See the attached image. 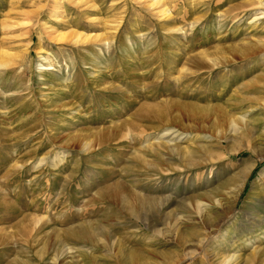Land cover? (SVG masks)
<instances>
[{"label": "rangeland", "instance_id": "1", "mask_svg": "<svg viewBox=\"0 0 264 264\" xmlns=\"http://www.w3.org/2000/svg\"><path fill=\"white\" fill-rule=\"evenodd\" d=\"M0 264H264V0H0Z\"/></svg>", "mask_w": 264, "mask_h": 264}, {"label": "bare ground", "instance_id": "2", "mask_svg": "<svg viewBox=\"0 0 264 264\" xmlns=\"http://www.w3.org/2000/svg\"><path fill=\"white\" fill-rule=\"evenodd\" d=\"M59 36V35H58ZM189 140V139H188ZM167 141H170V140H167ZM193 142V141H192ZM165 143H169V142H165ZM87 145V144H86ZM156 146H162V142H159ZM168 147V149H169V152H170V155H175V156H177V157H180V158H182V159H185V158H190V157H194L193 156V154H194V150L193 149H191V147L190 148H187V146H183V147H175V146H172V145H167ZM156 152V151H155ZM158 152V151H157ZM161 159H162V157H160ZM173 167V166H172ZM165 172H160V174L163 176V175H168L167 173H165ZM243 174V173H242ZM120 183V181H115L114 183H112V184H110L109 186H107V187H105V189H109V188H112V186L113 187H118V185H120L119 184ZM122 185V184H121ZM117 189H119V188H117ZM113 190V189H112ZM131 190V189H130ZM120 192V190H117L116 192ZM111 194V193H110ZM116 193H114V195H115ZM130 194L132 195V197L134 198L135 196H136V198L141 202V201H144V200H147V199H149V197L147 196H140V195H138L137 193H134L132 190H131V192H130ZM113 195V194H112ZM113 195V196H114ZM122 195V194H121ZM133 195H135V196H133ZM117 197H119V194L117 195ZM122 197H124V196H122ZM114 198V197H113ZM120 198V197H119ZM126 198V197H125ZM169 198H170V196H165V198H164V202L162 203V204H165V203H167L168 201H169ZM114 199H116V197L114 198ZM121 199V198H120ZM120 199H119V201H120ZM129 199H130V197H129ZM122 200V199H121ZM131 200V199H130ZM113 201V200H112ZM125 200H123L122 202H121V204H120V206L121 207H123L124 205H125V202H124ZM137 201V200H136ZM128 202V201H127ZM118 203V202H117ZM136 203V202H135ZM138 203V202H137ZM139 204V203H138ZM129 206V205H128ZM127 206V208H129ZM196 206H197V208H199V209H201V206H202V202L201 201H196ZM130 209V208H129ZM91 229V228H90ZM86 230V229H85ZM84 231V230H83ZM93 232V231H92ZM227 232V231H226ZM226 232H222V236H223V234L224 233H226ZM88 233H89V231H88ZM83 235L85 236V235H87V233L86 232H83ZM89 235V234H88ZM256 251V250H255ZM257 252V251H256Z\"/></svg>", "mask_w": 264, "mask_h": 264}]
</instances>
